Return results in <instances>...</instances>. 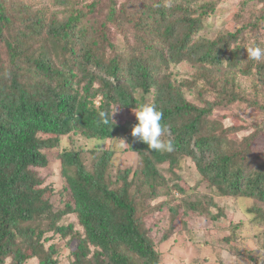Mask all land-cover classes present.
Masks as SVG:
<instances>
[{"label": "trees", "instance_id": "trees-1", "mask_svg": "<svg viewBox=\"0 0 264 264\" xmlns=\"http://www.w3.org/2000/svg\"><path fill=\"white\" fill-rule=\"evenodd\" d=\"M72 1L63 0L65 12H58L45 2L0 0V264L6 258L13 264L31 258L56 264L54 243L48 250L44 243L71 233L63 219L72 214L85 236L70 264H162L166 256L160 246L176 243L177 222L186 226L192 214L214 227L225 217L213 196L254 200L245 213L251 224L264 226V150L256 144L264 125L208 121L222 108L244 105L264 112V60H253L245 49L250 43L264 48L259 35L264 10L258 16L244 1L232 21L237 25L206 37L201 34L205 17L218 0H202L198 9L192 8L194 0H172V8L165 0H124L118 9L113 2L91 31L81 26L86 14L74 10ZM100 2H91L88 13ZM107 24L122 38L113 43ZM180 65L189 68L188 75H178ZM152 102L171 132V152L152 151L131 135L136 116L123 125L111 119L105 125L99 116ZM76 131L86 139H112L114 146L95 149L92 168L85 166L82 152L60 155L72 203L53 210L51 190L32 169L46 167L42 149ZM40 133L49 137L41 139ZM115 139L127 143L137 165L116 169L113 176ZM186 159L199 175L191 188L181 187L174 173ZM164 164L176 182L162 179L158 166ZM204 185L213 196L193 199ZM160 195L169 199L168 207L153 204ZM161 210L165 217L154 224L167 220L168 225L154 243L148 218ZM239 228L230 220L223 241L229 244ZM229 249L244 263L262 264L252 251L235 244Z\"/></svg>", "mask_w": 264, "mask_h": 264}, {"label": "rangeland", "instance_id": "rangeland-1", "mask_svg": "<svg viewBox=\"0 0 264 264\" xmlns=\"http://www.w3.org/2000/svg\"><path fill=\"white\" fill-rule=\"evenodd\" d=\"M24 4H31L33 2L48 3L52 6L54 10L58 12H65L64 2L61 3L58 0H22ZM95 0H73V9L77 11L85 12L86 17L81 21L82 27H87L90 31L95 28L98 21L101 22L107 11L106 7L113 3L115 4V9H118L123 5L124 0H100V5L96 6L93 13H88V5ZM215 3L217 0H206L205 2ZM245 1V7L252 5L257 9V15H262L264 10V0H218L216 9L206 16V26L202 30L201 34L206 37H211L214 33L220 29L226 27L228 29L233 28L237 23H232L234 15L242 6V2ZM202 0H194L192 3L193 9H198L202 5ZM165 3L171 7L172 0H165ZM172 8V7H171ZM171 8H168L169 10ZM252 12V11H251ZM251 12L245 13V16L254 19ZM110 31V39L114 43L117 38H122V35L116 36L115 27L111 24H107ZM206 32V33H205ZM260 37L264 38V20L259 28ZM131 41V39H130ZM175 70L179 76L188 75L189 68L185 65H180ZM250 90V89H249ZM253 94V93H251ZM187 98L192 100L190 95L186 94ZM152 96L148 97L151 100ZM253 97V96H252ZM250 97V98H252ZM264 102V98L262 97ZM116 110V112H115ZM113 120L123 125L125 122H132L135 119V111L130 109H115ZM235 115L238 118H235ZM213 120H216L215 122ZM209 125L224 124V126L235 124V122L245 123L252 127L254 124L264 125V112H258L252 108H248L241 105L237 109H218L213 113L209 119ZM213 122V123H212ZM249 130L245 134L252 132ZM244 135V132L240 133L238 137ZM39 138H48V135L39 134ZM115 151L116 154L113 158V168L110 169L111 174L114 176L116 169L124 170L126 168L135 169L137 165L136 154L131 153L126 150L127 143L121 139H115ZM257 146L264 150V135L260 136L257 140ZM114 146L112 139H106L101 141L98 139H86L81 136L79 132H72L66 136L59 138L58 145L56 144L52 149H42V152L46 155L48 163L46 167H33L34 171L39 178L42 180L43 186H46L51 190L47 195L49 202L53 210L63 209L64 204L72 203V197L67 188L65 178L62 175V166L59 160L60 155L64 150L74 149L76 151L82 152L84 155L83 161L87 168H92L94 163V156L92 152L99 148L100 151L106 150ZM159 172L163 180H167L169 184L176 182L174 176H172L170 170H168L167 164L161 165ZM174 173L177 176L178 183L180 186L190 188L194 183L199 180V175L197 174L194 164L190 160H182L180 165L174 168ZM171 173V174H170ZM185 183V185H184ZM186 190V189H185ZM64 194V196L61 195ZM187 193V192H186ZM208 196H213V193L204 185L200 191L195 192L193 199H204L207 200ZM178 198V195H175ZM214 201L217 203L218 207L222 208L225 213V217L221 219L215 226H212V222H209L204 216H193L189 214L186 219V226L180 225L178 222L175 224V229L177 232H181L176 236V243L170 241L165 246H160L161 253L164 254L165 259L162 264H249V262L241 261L238 259L229 249L231 244L238 245L239 248H243L247 251H252L258 257L262 264H264V226L251 224L249 217L245 212L249 209L254 200L240 199V198H227V197H217L213 196ZM163 202L164 206L168 207L169 199L160 195L156 198L153 204ZM262 206V205H261ZM166 209V208H165ZM214 210V209H213ZM216 210H214V213ZM165 217V210H161L154 217L148 218V229H149V239H152L154 243H158L159 239L162 237V232L167 227V220L162 221L163 225H155L154 222L157 220H162ZM230 220L233 223H239V229H234V234L236 238H233L229 244H226L223 240L227 238L230 229ZM248 221V224H247ZM63 225H71L72 230L69 235L65 238L57 235L49 243L45 244V250H48L50 244L55 245L56 254H54V259L56 258V264H70L71 258L70 254L75 249L78 239L85 236L83 227L79 223L78 217L74 214L68 215L63 219ZM190 230V234H187L186 229ZM182 236V237H181ZM94 247H90V252L93 253ZM4 264H13L12 258H6ZM23 264H39L38 259H28Z\"/></svg>", "mask_w": 264, "mask_h": 264}, {"label": "clouds", "instance_id": "clouds-1", "mask_svg": "<svg viewBox=\"0 0 264 264\" xmlns=\"http://www.w3.org/2000/svg\"><path fill=\"white\" fill-rule=\"evenodd\" d=\"M245 49L247 56L253 60H264V48H261L259 45L250 43ZM114 113L110 114L102 111L99 113V116L102 122L107 125L109 124V119L114 121ZM134 113L138 121L131 130V135L134 138L147 144L148 148L152 151L171 152L174 150L171 132L166 125L162 124L163 112L156 103H143L137 107ZM166 136L168 137L167 139H165Z\"/></svg>", "mask_w": 264, "mask_h": 264}]
</instances>
